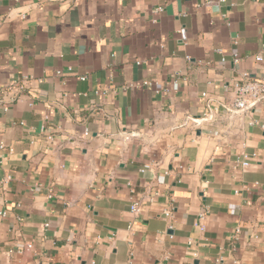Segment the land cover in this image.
<instances>
[{
  "label": "crops",
  "instance_id": "1",
  "mask_svg": "<svg viewBox=\"0 0 264 264\" xmlns=\"http://www.w3.org/2000/svg\"><path fill=\"white\" fill-rule=\"evenodd\" d=\"M206 1L0 0V264H264V0Z\"/></svg>",
  "mask_w": 264,
  "mask_h": 264
},
{
  "label": "built area",
  "instance_id": "2",
  "mask_svg": "<svg viewBox=\"0 0 264 264\" xmlns=\"http://www.w3.org/2000/svg\"><path fill=\"white\" fill-rule=\"evenodd\" d=\"M43 1V0H40ZM254 2H258L260 0H252ZM206 4L210 5H215L218 6L220 4L226 3V0H207L205 2ZM162 10L161 6H157L156 8L153 9L154 13H158L159 11ZM24 14H21V17H23ZM237 37H234L233 43L237 44ZM262 48H264V44L262 45ZM219 53L222 51L220 49L217 50ZM232 59L233 62L238 61V54L234 52L232 54ZM255 61L259 62L261 61V57L259 54H256L254 56ZM222 61H224V58H221ZM179 74L173 75L172 79L167 83L166 87L168 89L176 90L179 86L178 82V76ZM80 79H83L82 77ZM147 82H143L142 85H147ZM231 89H232V103H231V109L233 111H243L245 110L252 102L259 100L261 98H264V80H250L248 79V73L247 72H242L240 78L234 79L231 82ZM205 95V93L203 94ZM7 110V107L0 104V111H5ZM87 133V129L84 130V134ZM49 138V137H48ZM5 148V144L0 142V150ZM11 150V149H9ZM241 166L245 167L248 165L247 160H242L241 161ZM151 164L147 163L144 164L140 169L139 172L144 173L146 170L150 169ZM130 185V183H128ZM129 197L131 199V203L129 205V210L132 213H138L140 211V202L139 200L135 197V191L133 188L129 187ZM6 213L4 211H0V216H4ZM163 215L165 217L170 216V212L168 210H165L163 212ZM203 218V214L201 213L199 215V221L197 223L198 227L200 230L204 229L203 224L201 223V220ZM170 227V226H169ZM239 229H236V232H238ZM190 242V241H189ZM26 247L30 248L31 244H27ZM222 260L221 257L218 258V261L220 262Z\"/></svg>",
  "mask_w": 264,
  "mask_h": 264
},
{
  "label": "water",
  "instance_id": "3",
  "mask_svg": "<svg viewBox=\"0 0 264 264\" xmlns=\"http://www.w3.org/2000/svg\"><path fill=\"white\" fill-rule=\"evenodd\" d=\"M130 136H140L139 134L137 133H129Z\"/></svg>",
  "mask_w": 264,
  "mask_h": 264
}]
</instances>
